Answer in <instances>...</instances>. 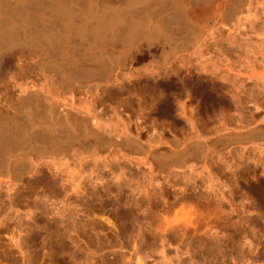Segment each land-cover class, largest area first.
<instances>
[{"label":"rangeland","instance_id":"rangeland-1","mask_svg":"<svg viewBox=\"0 0 264 264\" xmlns=\"http://www.w3.org/2000/svg\"><path fill=\"white\" fill-rule=\"evenodd\" d=\"M188 1L208 25L180 52L160 40L131 50L137 70L58 90L96 137L15 140L0 264H264V85L248 79L264 70V3L244 21L223 0ZM0 66L1 111L20 113L19 86L57 89L30 51Z\"/></svg>","mask_w":264,"mask_h":264},{"label":"bare ground","instance_id":"bare-ground-1","mask_svg":"<svg viewBox=\"0 0 264 264\" xmlns=\"http://www.w3.org/2000/svg\"><path fill=\"white\" fill-rule=\"evenodd\" d=\"M221 1H215L217 2L216 8L213 7L215 12L222 10ZM188 2V0H0V65L7 52L24 49L34 54L40 67L51 68L59 77L57 89L52 87L53 83L48 82L25 88L19 86L20 93L16 101H6L5 105L8 107L13 106L15 102L20 113L0 110V162L5 165L11 164L12 154H15L12 153L15 150L12 148L18 138L31 139L39 146V143H57L63 139L84 140L86 137L88 139L96 137L95 130L88 129L84 120H79L78 115L82 112L58 90L68 93L69 83L102 78L114 68L121 69L122 73H130L136 63L130 54L131 50L135 51L136 48H139V53L143 47L149 51L153 43L160 45L162 41L164 45L170 47L171 52L166 51L167 53H172L175 49L181 51V48L193 41L207 24L206 18L203 20L204 18L197 17L189 11ZM223 2L221 3L227 7L228 14L237 13L242 16L245 13L243 16L245 21L247 17L250 19L249 15L253 13L251 6L255 4L254 2L264 3V0ZM239 19L241 21L242 17ZM263 41L261 43H264ZM116 47L120 48V51L115 52ZM255 49L254 47L253 51ZM258 50L255 52L260 55L261 52ZM253 51L249 50L248 53ZM256 53H253L252 60L257 58ZM127 60L129 63H126ZM249 67L253 73L248 79H257L264 85V68L262 69L264 66H260L263 70L260 71L261 74L255 72L252 64H249Z\"/></svg>","mask_w":264,"mask_h":264}]
</instances>
